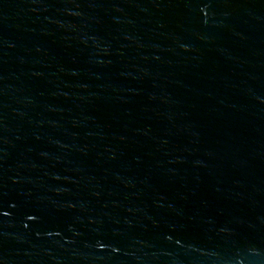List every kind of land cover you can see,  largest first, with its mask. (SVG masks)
<instances>
[{
    "label": "water",
    "instance_id": "1",
    "mask_svg": "<svg viewBox=\"0 0 264 264\" xmlns=\"http://www.w3.org/2000/svg\"><path fill=\"white\" fill-rule=\"evenodd\" d=\"M0 264H264V0H0Z\"/></svg>",
    "mask_w": 264,
    "mask_h": 264
}]
</instances>
